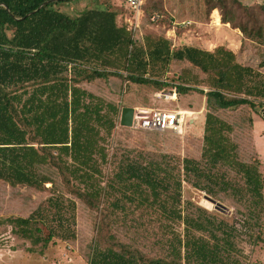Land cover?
<instances>
[{
	"label": "trees",
	"instance_id": "1",
	"mask_svg": "<svg viewBox=\"0 0 264 264\" xmlns=\"http://www.w3.org/2000/svg\"><path fill=\"white\" fill-rule=\"evenodd\" d=\"M71 1L0 0V182L39 192L52 185L47 206L9 219L16 233L34 246L74 241L79 199L99 212L90 264H249L243 244H264V176L260 159H241L234 126L221 113L264 109V4L203 3L205 17L219 10V23L263 47L261 71L239 63L224 46L173 47L171 38L153 33L134 39L119 11L101 0L75 16L58 8ZM144 12L149 21L155 15L156 23L171 21L164 0H146ZM173 64L189 69L168 80ZM113 79L125 94L133 86L146 89L154 103L156 92L174 88L176 103L202 94L200 158L175 163L166 154L113 148L116 131L132 128L120 125L119 105L87 88ZM184 183L231 201L243 226L183 203ZM117 227L129 233L127 242L113 233Z\"/></svg>",
	"mask_w": 264,
	"mask_h": 264
},
{
	"label": "rangeland",
	"instance_id": "2",
	"mask_svg": "<svg viewBox=\"0 0 264 264\" xmlns=\"http://www.w3.org/2000/svg\"><path fill=\"white\" fill-rule=\"evenodd\" d=\"M244 1L247 2L246 5L264 4V0ZM101 2L107 3L112 9L119 11L121 21L131 17V12L127 9L124 0H101ZM187 3L193 4V8L185 6ZM203 3L204 0H164L165 11L171 21L166 19L156 23V21L143 18L141 30L137 33L136 39H142L148 33L168 38L170 31L174 29L175 22L192 21L193 24L186 28L176 27V36L170 37L173 38V47H180L185 43L213 51L219 46H224L236 54L238 62L242 65L260 69L259 63L263 47L256 42L244 40L243 34L239 30L222 24L221 18L220 25H217L214 22L217 14L214 11L217 9L205 17ZM94 5L95 0H73L69 3L59 4L58 8L70 16H75L77 12ZM217 11L219 13V10ZM184 69H189V66L187 64L171 65L166 74L167 79L170 80L169 78L181 75ZM260 70L262 71V69ZM196 74L200 77L202 75L199 72ZM165 79L166 77L162 78V80ZM120 85L119 80L113 79L109 83L98 81L88 85L87 88L105 100L119 105L121 113L124 107L134 108L139 112L159 107L197 114L186 119V127L182 134L142 132L134 131V128L132 130L119 128L112 140L113 148L144 150L153 155L166 154L172 157L175 163L185 157L200 158L206 117L205 97L202 94L193 92L189 94V98L180 96L178 103L162 100H156L154 103L153 95L146 89L133 86L125 94L121 91ZM199 89L208 91L205 86H201ZM164 92L168 93L169 91ZM185 97L187 100H183ZM221 117L234 126L232 137L239 145L241 159L245 162L260 159L261 171L264 176V109L252 110L249 107H241L236 111H224L221 113ZM110 170L111 168L108 166L103 167L105 174H108ZM55 179L58 186L63 187L61 179L58 176H55ZM51 195V184H46V190L39 192L26 186L12 187L5 182H0V264H90L93 244L97 237L96 227L99 212L92 211L81 200L74 198L77 204V236L74 241L55 238L46 246H34L30 240L18 235L15 226L9 222V219L28 218L39 207L47 206L46 200ZM182 195L183 203L194 202L209 212L218 214L220 219H224L238 228H241L245 222V218L240 215L231 201L216 199L229 209L228 212L222 213L217 211L214 205L205 202L207 195L204 192H199L188 184L184 183ZM120 214L122 215V213ZM113 233L122 241H128L129 233L126 234L123 228L117 227ZM261 236L264 239V218L261 224ZM243 248L248 255L249 264H264V244L262 242L255 245L247 242L243 244Z\"/></svg>",
	"mask_w": 264,
	"mask_h": 264
},
{
	"label": "built area",
	"instance_id": "3",
	"mask_svg": "<svg viewBox=\"0 0 264 264\" xmlns=\"http://www.w3.org/2000/svg\"><path fill=\"white\" fill-rule=\"evenodd\" d=\"M146 0H124L127 8L131 12V17L125 19L128 31L132 33L136 39L137 33L141 30V21L144 18V5ZM159 15H155L152 21H157ZM191 22L174 23V29L170 31L169 37L176 36V27L186 28ZM173 39V38H171ZM177 89L165 93L164 91L156 92L154 98L156 100L177 102ZM142 112V113H141ZM136 111L133 121V128L150 131V132H172L182 134L186 127V119L197 114L184 110H167L163 108H152L147 111Z\"/></svg>",
	"mask_w": 264,
	"mask_h": 264
},
{
	"label": "water",
	"instance_id": "4",
	"mask_svg": "<svg viewBox=\"0 0 264 264\" xmlns=\"http://www.w3.org/2000/svg\"><path fill=\"white\" fill-rule=\"evenodd\" d=\"M135 113H136V109L130 107H124L121 113L120 125L127 128H133ZM205 202H209L210 204L214 205L215 209L219 212L225 213L228 212L229 210L228 207H226L225 205L221 204L220 202L209 196H205Z\"/></svg>",
	"mask_w": 264,
	"mask_h": 264
},
{
	"label": "crops",
	"instance_id": "5",
	"mask_svg": "<svg viewBox=\"0 0 264 264\" xmlns=\"http://www.w3.org/2000/svg\"><path fill=\"white\" fill-rule=\"evenodd\" d=\"M241 1H242L244 4H247L246 1H244V0H241ZM185 6H191V8H193V4H190V5H189V3H187ZM185 6H184V7H185ZM185 9L188 10L186 7H185ZM216 11H217V10H216ZM175 12H176V10H175ZM177 12H178V9H177ZM216 17H217V18H216ZM215 18L217 19V23L220 24V23L218 22V15H217V14H216ZM175 21H177V20H175ZM181 22H185V20H184V21H180V22L177 21V22H175V23H181ZM188 22H191V24H193L192 21H188ZM194 23H195V22H194ZM199 24H201V23H199ZM184 44H185V43H184Z\"/></svg>",
	"mask_w": 264,
	"mask_h": 264
},
{
	"label": "bare ground",
	"instance_id": "6",
	"mask_svg": "<svg viewBox=\"0 0 264 264\" xmlns=\"http://www.w3.org/2000/svg\"><path fill=\"white\" fill-rule=\"evenodd\" d=\"M217 14H218V12H217ZM218 16H219V14H218ZM216 18H217V17H216ZM216 18H215V21H214V22H215L217 25H220V24L217 23V19H216ZM218 19H219V18H218Z\"/></svg>",
	"mask_w": 264,
	"mask_h": 264
}]
</instances>
